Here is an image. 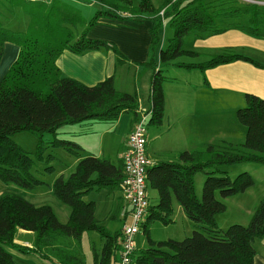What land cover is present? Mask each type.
I'll list each match as a JSON object with an SVG mask.
<instances>
[{
    "label": "trees",
    "instance_id": "obj_1",
    "mask_svg": "<svg viewBox=\"0 0 264 264\" xmlns=\"http://www.w3.org/2000/svg\"><path fill=\"white\" fill-rule=\"evenodd\" d=\"M7 1L22 6L29 22L25 32L5 29L0 22V62L5 44L18 48L15 60L0 81V182L27 190L43 184L30 172L34 165L30 154L11 139L16 133L29 132L37 136L34 156L38 161L50 163L55 159L51 154L44 157L48 148L45 144H48L64 149L78 162L67 179L60 176L51 186L53 196L70 209L65 223L57 219L48 205L36 206L15 194L0 195V264H15L12 249L39 254L53 264H85L80 250L73 248L72 242H80L87 232L98 233L102 240L99 253H93L92 264H116L122 227L129 222L126 217H130L131 207L122 196L123 206L124 203L128 206H124V223L121 231L112 233L96 219L95 202L85 201L83 197L101 190L108 193L119 190L122 194L123 159L120 157L114 164L94 155L82 157L84 149L77 142L59 139L58 135L64 126L83 125L88 121L114 124L124 114L132 115L133 125L138 120L139 99L134 94L117 91L113 77L94 86L64 77L56 65L57 59L63 52L81 55L105 49L112 51L118 64H124L127 59L113 43L92 39L88 34L100 19L140 22L148 16L152 23L149 30L151 53L149 60L143 63L151 72L148 124L161 126L165 114L162 85L167 80L162 75L163 67L183 55L198 56L183 48L184 38L191 33L202 39L203 34L213 36L237 30L264 40V5L240 0H161L158 6L151 0H92L100 10L86 23L77 9L60 0H54L51 5ZM163 19H168L173 35L167 46L159 50L156 60ZM220 22L224 23L223 27ZM79 25L87 26L73 41L69 29ZM232 49L223 48L220 54L211 56L206 62L181 66L198 69L203 74L237 61L264 67ZM207 83L204 78L206 86ZM235 116L245 127L242 144H207L197 150L179 152L174 161L152 163L148 158L151 164L146 169V191L148 188L155 190L158 202L149 205L148 201L140 226L147 247L135 251L132 264H253L254 242L264 238V199L246 225L233 224L221 230L216 216L224 212L225 204L215 195L218 193L225 199L253 186L254 181L247 172L231 178L228 171L221 168L243 162L264 164V99L246 94L245 106L237 109ZM44 134H51L53 139L45 143ZM46 169L51 171L52 167ZM198 172L206 176L201 199L195 194L194 176ZM173 199L200 230L179 241L152 240L148 230L154 222L166 226L172 223ZM18 230L35 234L33 249L15 244Z\"/></svg>",
    "mask_w": 264,
    "mask_h": 264
},
{
    "label": "crops",
    "instance_id": "obj_2",
    "mask_svg": "<svg viewBox=\"0 0 264 264\" xmlns=\"http://www.w3.org/2000/svg\"><path fill=\"white\" fill-rule=\"evenodd\" d=\"M54 1V0H53ZM52 1V2H53ZM89 1V0H88ZM261 3H264V0H256ZM60 2H65L61 1ZM91 2V1H89ZM67 3V2H65ZM95 4V2H92ZM151 21L149 22H118L107 19H100L99 23L94 26L89 33V37L92 39L103 40L106 42L113 43L117 49L125 56L127 62L124 64H118L116 56L110 50L101 49L99 51H88L81 55H74L69 52H63L61 56L57 59L56 65L60 70L62 76L72 78L78 82L87 85L94 86L97 83L103 81L107 77H113V82L115 89L119 92L134 94L138 97L140 107L143 108L142 100L140 98L141 90L143 89L147 94V101L149 104V83L151 72L145 74V78L142 84H139V79L137 78L138 73L141 72L139 63L147 61L149 57V44L151 41L150 37V28ZM164 32V31H163ZM161 32V33H163ZM171 33H169L170 35ZM202 40V39H200ZM199 41V40H197ZM209 42L210 46L215 48H234L237 46L243 45H257L260 46L264 52V41H257L252 39L249 36L244 35L243 33L237 30H228L219 35H213L203 42ZM8 52V55L1 60L0 63V80L3 78L7 69L13 61L15 60L18 48L11 44H5L4 53ZM195 52V51H194ZM197 53V52H196ZM249 57L247 54L245 55ZM252 59V58H251ZM255 60V59H253ZM264 66L263 60H255ZM123 65V66H122ZM133 68V73H129V69L126 67ZM146 68L145 66H143ZM140 68V69H139ZM119 76V86L117 85L116 75ZM129 81L127 80V77ZM204 78L211 81L212 88L209 83L206 86L202 84V87L205 88V91L202 90V87L192 84L191 82L184 81L183 83L179 80L170 79L167 77V80L162 85L164 99H165V115L167 123H164L160 129L151 131L150 136L153 139L157 140L165 136V132L172 133L168 141H163V144L168 147L166 152L171 154H177L181 151L175 149V146L180 145L184 142H188L184 147L185 151H191L190 149L193 142H196V145H204L201 136H209L205 139L207 143H223L225 145H232L225 143L219 134H225L222 130H215L213 123L218 118V110H223L226 106H233L234 110L245 106V95L254 94L262 99H264V67L257 68L246 62L237 61L234 63L222 65L214 69H210L204 72ZM206 79V81H207ZM197 86V88H196ZM218 91H226L235 95L236 97H231L230 99H207L202 98V92L208 95H216ZM197 93V94H196ZM149 109V107L147 108ZM233 110V111H234ZM148 111V110H147ZM204 111V112H203ZM234 113V112H233ZM147 114V112L145 113ZM165 120V119H164ZM190 124V130L186 128L187 124ZM239 123V122H238ZM115 126V129L118 128V134L124 138V144L120 148L119 158L122 157L127 144V137L132 128V118L127 114L121 115L119 119L112 124ZM176 125V126H175ZM241 126V125H240ZM242 136L238 140L241 141L245 136V129L241 126ZM115 129L114 132H115ZM216 131V132H214ZM77 143L84 149V152L92 153L91 151L97 150L99 155L103 156V140L105 138L104 132L101 134L97 130L87 129L80 130V133L75 134ZM96 136H98L96 141ZM100 145L96 148V142H99ZM146 154L149 158V155H160L163 153L162 150L157 148H152L150 150L148 144V138L146 136ZM223 146V145H221ZM122 149V150H121ZM150 151V152H149ZM93 155V154H92ZM150 159V158H149ZM151 160V159H150ZM153 161V160H152ZM160 161V160H157ZM156 162V161H155ZM154 163V161L152 162ZM245 167V171L252 177L254 184L245 192L241 193L242 196L250 194L252 196V206L249 208L246 207L245 210L243 207L238 206L237 209L240 212H236V218H233L232 221H240L239 223H245L249 221L255 205L264 199V164L258 163H248ZM230 166L228 167V169ZM227 171V170H226ZM5 185V184H4ZM3 184L0 182V193L2 192ZM257 187L256 194L252 193L253 189ZM248 192V193H247ZM120 195V194H118ZM148 196V195H147ZM91 198V197H90ZM92 199V198H91ZM94 200V199H92ZM95 201V217L97 213V205L99 204V199ZM93 201V202H94ZM149 201V199H148ZM124 202V201H123ZM150 205V203H149ZM120 199V204L117 207L116 217L120 221L119 231H121L122 224L124 223L123 216L125 217L124 206ZM129 210V208H128ZM244 210V211H242ZM114 211V198L110 201V207L107 213H112ZM181 208L178 203H174L173 199V214L177 217L182 218L183 222L187 226V232L183 234V237H186L190 233V229L193 228V223L185 216L182 217ZM245 213V214H244ZM68 211L65 218H68ZM129 216L126 217L128 219ZM123 220V221H122ZM231 221V222H232ZM102 222V221H101ZM230 222V223H231ZM235 223V222H234ZM189 229V230H188ZM152 230V227H151ZM30 231L18 230L15 235V244L27 247L29 249L34 248L35 234ZM188 237V236H187ZM156 241V240H155ZM143 242L137 241V246L135 245L136 250L138 246L142 247ZM73 248L75 243L72 242ZM255 247V257L253 259V264H264V238L261 240H256L254 242ZM20 261L23 259L24 262L28 264H44V261H51L50 259L42 258L39 254L34 253H25L20 256L18 252L14 249L10 251ZM119 257V256H118ZM26 258V259H25ZM52 263V261H51ZM16 264V263H15ZM53 264V263H52Z\"/></svg>",
    "mask_w": 264,
    "mask_h": 264
},
{
    "label": "rangeland",
    "instance_id": "obj_3",
    "mask_svg": "<svg viewBox=\"0 0 264 264\" xmlns=\"http://www.w3.org/2000/svg\"><path fill=\"white\" fill-rule=\"evenodd\" d=\"M61 1H65V2H67L66 4L77 9L79 11L81 18L86 23H88L94 17L95 13L100 10L99 5H97L96 3L94 4L92 2H89L92 0H89V1L88 0H61ZM151 1L155 6H158L161 4V0H151ZM52 3H50V4L41 3V4L51 5ZM107 20H109V19H107ZM0 22L5 29H9L12 31H17V32H25L27 30L29 20H28V16H27L26 12L22 6H14V5L10 4L7 0H0ZM141 22L142 23L143 22H149L148 16L145 17L144 20H141ZM163 22L164 23H163L161 32H163V31L164 32L161 33V35H160L159 44H158L156 51H155L156 52V58H155L156 60L158 59L159 50L162 48H165L167 46L168 39H170L173 35V30L168 24V19H165V20L163 19ZM219 25H220V27H223L224 23L220 22ZM86 26L87 25H85V26L79 25L75 28L69 29L73 34V41L77 40L80 37L82 32L85 30ZM91 30H90V32H91ZM169 33H171V34L169 35ZM88 36H89V34H88ZM210 37H211L210 34H203L202 40H200V39L196 38V35L193 33L187 35L183 41V48L187 51L197 52L198 56L183 55V56L176 58L175 60H173L171 62V65L163 67L162 75L166 78L168 77L170 79L179 80V82H181V83H183L184 81H188V82H191L192 84H196L197 86H199V84H200V86L202 87V84L204 85L203 73L198 69H187L185 67H182L181 64L206 62L207 60H209V58L211 56L220 54L222 49L210 46L209 42H206V41L203 42V40H207ZM252 39H254V38H252ZM197 40H199V41H197ZM255 40L264 41V40H258V39H255ZM232 50L234 53H238V54H242V55L247 54L250 58L255 59V60H259V59L263 60V58H264L263 50L261 49L260 46H257V45L237 46V47H234ZM150 53L151 52H150V47H149V57H148L147 61L150 58ZM7 55H8V52L6 51L4 53V57H6ZM4 57H2L1 60H3ZM145 62L146 61L139 63V66L141 68V72L138 73V76H137V78L139 79V84H142V82L144 81L143 79L145 78L146 73L150 74V70L148 68L143 67L144 66L143 63H145ZM126 69H129V73L134 72L133 68H131V67L127 66ZM127 80L129 81L128 77H127ZM116 81H117L116 86H119L120 82H119L118 73L116 75ZM207 82L210 84V86L212 88H214L211 85L210 80L207 79ZM197 86H196V88H197ZM202 90L205 91V88L202 87ZM201 96L204 99L207 98V99H211V100L212 99L220 100L223 98L224 99H230L231 97H236L235 95L228 93L226 91H218V90H217L216 95H214V94L208 95V94H205L204 92H202ZM140 98L142 100L143 108L140 107V111L138 113V120H142V118H143L142 116H145L143 124H144V129H145V136H147V138L149 140L148 141L149 148H150V150L152 148H157V149H160L163 151V153L160 155H149V158L151 159V161L153 160L154 162L157 160H160V161H174V160H176V154H171L169 152H166L168 147H166V145L163 144V141L168 139V137L172 133L168 134V132H165L167 134H165V136L163 138H160L157 140L153 139V137L150 136L151 131H153V130L155 131L156 129H160L162 126L158 127V126L148 124L149 114H145V113L148 110L147 108L149 107V104L147 101V94L145 93V91L143 89L141 90ZM243 107H241V108H243ZM233 110H234L233 106H226L222 111L218 110V112H217L218 118L215 120L213 125L215 127V130H217V132H218V130H222L225 133V134L221 135L218 132L219 136L221 137V139L225 143H229V144H232V146H236V145L242 144L244 141V138L241 141L238 140L242 136V133H241V129H242L241 126L242 125L240 123H238L237 118L235 116L236 111L235 110L233 111ZM127 115L130 117V119L132 118L131 114H127ZM164 119L165 120H163V122L167 123V119H166L165 114H164ZM189 125L190 124L188 123L186 128H185L188 131L190 130ZM242 127L245 129L244 126H242ZM81 129H83V130H87V129L97 130L100 134L102 132H104L105 138H104L103 144H102L104 155L103 156L99 155V153L95 149H94V151H91L92 153H90V155L93 154L94 156H96L98 158L109 160L114 164L118 163V159H119V155H120V148L124 144V138L118 134V128L115 129L114 125L107 124L104 122L88 121V122H85L83 125H74V126L62 127L60 129V134L58 135V137H59V139L72 140V141L78 142L77 141L78 138L75 137L76 136L75 134L80 133ZM113 129H115V132ZM214 132H216V131H214ZM11 137H12L11 139L17 145H19L23 150H25L26 152H28L30 154V156L32 157L33 162H34V165L32 166L30 172L35 178L42 181L43 184H40L31 190L23 189V188H20L14 184H10V183L5 184V185L3 184L2 192L0 193V195H9V194L13 195V194H15V195L21 196L22 198L28 200L29 202H31L32 204H34L36 206L48 205L53 209L57 219L61 223H65L68 219V218H65L66 213H67V211H68V213H70V209L68 206L60 203L53 196V194L51 192V186H52L53 182L60 176H62L64 179H67L70 176V174H72V172H74L78 160L62 148H52L48 144H45V146H47L48 148L44 151V157H46V155H48V154H51L54 156L55 159L50 163H47L45 160L38 161V160H36V158L34 156V153L36 151V146H37V136L36 135L29 133V132H20V133L14 134ZM208 137L202 135L200 140H202L204 145L199 146V145H196L197 144L196 142H193V144L191 145L193 147H191L190 149L197 150L199 148L205 147L207 144H212V145H217V146H221V145L225 146V144H223V143H207V141H205V139ZM42 138H43L44 142L46 143L48 141L50 142L53 139V136L51 134H44ZM97 138H98V136H96V141H98ZM167 143H168V141H167ZM186 144H188V142H184L180 145L175 146V149L185 151L186 147H184V146ZM99 145H100V140H99V142H96V148ZM86 155H88V153H86V152L82 153V157H84ZM248 163H250V162H243V163H237L234 165H230L229 169H228L229 166H222L221 169L227 170L228 175L231 178H235L238 174L243 173V171H245L244 168L248 167V166H246V165H248ZM48 166L52 167L51 171H48L46 169V167H48ZM205 178H206V176L202 172H198L194 176L195 194H196L198 199H201L202 188H203ZM252 191H253L252 193L256 194L257 187H255ZM118 194H120V195H118ZM147 195H148L150 205H156V203L158 202V196H157L156 191L151 189V188H148ZM90 197L94 200L99 199V204L97 205L96 219L99 221H102L103 224L106 226V228L110 232L114 233V232L118 231V229L120 227V221H119V219H117L116 213H117V207L120 204V199L122 198L121 192L119 190H115L112 193H108L106 190H101L99 192L92 191L89 194H87L86 196H84L83 200L94 201ZM215 197L217 200H219L225 204L224 212L216 216V222H217V226L219 229L225 230L230 225H233V224L246 225L248 223V221H247V222L242 224V223H239V222H241V220L238 222L232 221V220H233V218L237 217V215H235V213L240 212V210L237 209L238 206H240V207L242 206L244 210L246 207L249 208L250 206H252L253 201H252V196L250 194L249 195L246 194L245 196H242L241 193H237L232 197L222 199L219 196V194L216 193ZM112 198H114V211L109 214L107 212H108V209L110 207V201ZM174 203H177V202L174 200ZM124 206L128 207L125 205V203H124ZM256 206H257V204L255 205L254 208H256ZM244 210H242V211H244ZM254 210L255 209H253V211ZM181 211H182V209H181ZM181 213H182V217H184L183 211ZM130 218L131 217H128L127 220L130 221ZM170 219L172 220V223L167 225V226L162 225L159 222H154L149 227V230H148L149 231L148 232L149 237L152 240H156V241H164V240H169V239L179 241V240L186 238L187 236L188 237L191 236L193 231L200 230L199 228L196 227V224L191 222V223H193V224H191V225H193V228L190 229V233L185 235L186 237H183V234L187 232V226L183 222L182 218L177 217V215H175V214H172ZM151 227H152V230H151ZM139 240L143 242V245H142V247L138 246L137 249L146 248L147 247V240H146V236L142 233V231H140L135 237V245L136 246H137V241H139ZM74 243H75L74 248L80 250L81 258L84 260L85 264H92V258H93L94 251L99 253V251L102 247V240H101L99 234L96 232L84 233L82 235L81 241L80 242L74 241ZM18 254L20 256H22L21 254L24 255L25 253L18 252ZM14 261L16 264H28V263L24 262L23 259H21L19 261L16 256L14 258ZM44 264H52V263H51V261H44Z\"/></svg>",
    "mask_w": 264,
    "mask_h": 264
},
{
    "label": "built area",
    "instance_id": "obj_4",
    "mask_svg": "<svg viewBox=\"0 0 264 264\" xmlns=\"http://www.w3.org/2000/svg\"><path fill=\"white\" fill-rule=\"evenodd\" d=\"M30 3L50 4L53 0H24ZM246 3L264 5L256 0H241ZM162 15V13H161ZM137 120L127 137L126 149L122 155L124 179L121 185L123 200L131 207L130 221L122 227L119 259L116 264H132L135 237L140 231L148 206L146 191V169L151 164L146 154L144 118Z\"/></svg>",
    "mask_w": 264,
    "mask_h": 264
}]
</instances>
